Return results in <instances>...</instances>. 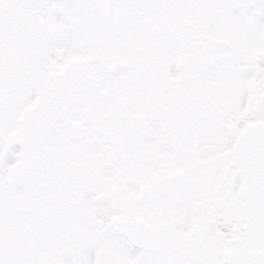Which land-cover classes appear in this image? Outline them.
<instances>
[{
  "label": "snow or ice",
  "instance_id": "6c2138e0",
  "mask_svg": "<svg viewBox=\"0 0 264 264\" xmlns=\"http://www.w3.org/2000/svg\"><path fill=\"white\" fill-rule=\"evenodd\" d=\"M0 264H264V0H0Z\"/></svg>",
  "mask_w": 264,
  "mask_h": 264
}]
</instances>
